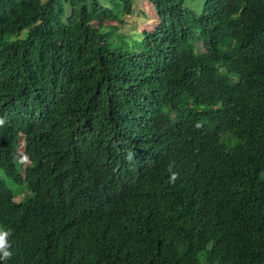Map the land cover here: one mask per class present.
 <instances>
[{"label": "trees", "instance_id": "16d2710c", "mask_svg": "<svg viewBox=\"0 0 264 264\" xmlns=\"http://www.w3.org/2000/svg\"><path fill=\"white\" fill-rule=\"evenodd\" d=\"M135 1L0 0V264H264V0Z\"/></svg>", "mask_w": 264, "mask_h": 264}, {"label": "rangeland", "instance_id": "374dc122", "mask_svg": "<svg viewBox=\"0 0 264 264\" xmlns=\"http://www.w3.org/2000/svg\"><path fill=\"white\" fill-rule=\"evenodd\" d=\"M69 7L67 10L69 11ZM155 12L152 9V6L149 1L147 0H136L135 7L133 13L131 15L125 16V21L120 22L119 26L122 28L123 31L128 30L130 28H138V29H149L152 27L151 18L155 17ZM148 19V20H146ZM107 23H112V21H108ZM229 135L223 134L222 140L228 146H233L236 143L235 137H232L230 140L228 139ZM24 194H21L17 197V200H21Z\"/></svg>", "mask_w": 264, "mask_h": 264}, {"label": "clouds", "instance_id": "9594fccd", "mask_svg": "<svg viewBox=\"0 0 264 264\" xmlns=\"http://www.w3.org/2000/svg\"><path fill=\"white\" fill-rule=\"evenodd\" d=\"M0 123H3V121H0ZM23 160L26 164L28 157H24ZM9 235H10L9 231L0 230V259L7 260L12 255L11 251H9L10 248L8 242Z\"/></svg>", "mask_w": 264, "mask_h": 264}]
</instances>
